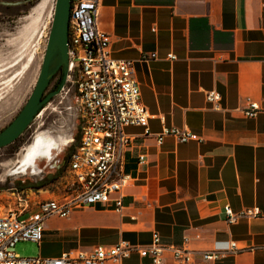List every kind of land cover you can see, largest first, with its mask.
<instances>
[{
	"label": "crops",
	"instance_id": "1",
	"mask_svg": "<svg viewBox=\"0 0 264 264\" xmlns=\"http://www.w3.org/2000/svg\"><path fill=\"white\" fill-rule=\"evenodd\" d=\"M98 10L112 57L134 62L150 130L188 128L201 141L158 145L142 128H127L134 139L123 213L78 209L46 221L40 245L22 243L34 244V256L58 257L119 241L145 249L156 232L165 245L188 237L196 251L233 240L248 248L215 261L197 254L193 264H264V0H100ZM149 53L156 58L140 61ZM211 90L222 96L220 109L207 100ZM248 100L263 109L254 118L240 111ZM226 206L257 207L262 217L229 223ZM105 264L153 263L136 251ZM162 264L180 263L166 251Z\"/></svg>",
	"mask_w": 264,
	"mask_h": 264
},
{
	"label": "built area",
	"instance_id": "2",
	"mask_svg": "<svg viewBox=\"0 0 264 264\" xmlns=\"http://www.w3.org/2000/svg\"><path fill=\"white\" fill-rule=\"evenodd\" d=\"M99 2L71 0L69 75L62 91L66 90L71 98L68 108L79 124V139L69 160H64L63 164H60L61 152L58 151L45 159L42 167V159L37 161L38 173L67 163L57 193H49V197L36 202L33 209L26 204L20 212L9 210L0 215V264L121 263L136 251L148 255L153 264H162L166 251H170L177 263L193 264L197 254L204 260L215 261L225 252L248 249L233 240L221 247L216 244L212 250L196 251L189 247L188 237L181 245H165L155 232L152 243L145 249L119 241L111 246L97 245L91 251L68 250L58 257H22L16 253L15 246L19 242L40 245L45 223L52 218L65 219L75 210L97 206L123 213L125 190L132 180L124 171L125 155L134 139L127 128H142V135L153 136L158 145L169 137L179 143L201 141L188 128L163 127L157 133L150 130L151 115L141 100L134 62L112 57V38L98 26ZM155 58L156 53L142 54L140 61ZM167 58L175 60L176 56L168 54ZM221 99L216 90L207 92V100L214 108H221ZM240 111L243 116L254 118L263 109L257 102L248 100ZM74 142L75 137L71 135L68 144ZM143 159L144 156H140V161ZM225 211L229 223L241 218L262 217L257 207L235 213L226 206Z\"/></svg>",
	"mask_w": 264,
	"mask_h": 264
},
{
	"label": "rangeland",
	"instance_id": "3",
	"mask_svg": "<svg viewBox=\"0 0 264 264\" xmlns=\"http://www.w3.org/2000/svg\"><path fill=\"white\" fill-rule=\"evenodd\" d=\"M56 0H0V131L20 112L36 84L51 29ZM67 86V83H66ZM49 86L47 92L51 89ZM71 98L66 90L55 96L40 112L18 140L0 149V215L9 210L20 212L26 204L33 209L36 202L57 193L66 164L51 170L32 172L17 170L30 148L40 136L52 137L61 152L60 164L75 146L79 124L69 110ZM75 142L68 144L70 137ZM73 152V151H72ZM45 159L40 161L41 167ZM27 172V173H26ZM49 191V192H46ZM16 253L22 257L35 255L34 244L19 242Z\"/></svg>",
	"mask_w": 264,
	"mask_h": 264
},
{
	"label": "water",
	"instance_id": "4",
	"mask_svg": "<svg viewBox=\"0 0 264 264\" xmlns=\"http://www.w3.org/2000/svg\"><path fill=\"white\" fill-rule=\"evenodd\" d=\"M71 0H56L51 29L36 84L25 105L15 118L0 131V149L15 142L50 101L61 93L69 75V19ZM61 71L55 89H47Z\"/></svg>",
	"mask_w": 264,
	"mask_h": 264
},
{
	"label": "bare ground",
	"instance_id": "5",
	"mask_svg": "<svg viewBox=\"0 0 264 264\" xmlns=\"http://www.w3.org/2000/svg\"><path fill=\"white\" fill-rule=\"evenodd\" d=\"M56 144L55 139L52 137H38L35 144L21 161V164L17 166V170L22 169V171H25L28 168H32L33 172L37 167V161L40 159H48L51 156L50 152L57 148Z\"/></svg>",
	"mask_w": 264,
	"mask_h": 264
},
{
	"label": "trees",
	"instance_id": "6",
	"mask_svg": "<svg viewBox=\"0 0 264 264\" xmlns=\"http://www.w3.org/2000/svg\"><path fill=\"white\" fill-rule=\"evenodd\" d=\"M60 80H61V71H60L58 74H56V75L54 76V78L51 80L50 85H49V86H52L51 89H55V88L57 87L58 83L60 82ZM78 139H79V132H78V134H76V140H78ZM17 140H18V139H17ZM17 140H15V142H16ZM15 142H14V143H15ZM12 144H13V143H12ZM74 149H75V146H73V150H72V151H74ZM72 151H71V152H72ZM71 152H69L68 155L66 156V160H69Z\"/></svg>",
	"mask_w": 264,
	"mask_h": 264
},
{
	"label": "flooded vegetation",
	"instance_id": "7",
	"mask_svg": "<svg viewBox=\"0 0 264 264\" xmlns=\"http://www.w3.org/2000/svg\"><path fill=\"white\" fill-rule=\"evenodd\" d=\"M32 125H30V127H31Z\"/></svg>",
	"mask_w": 264,
	"mask_h": 264
}]
</instances>
